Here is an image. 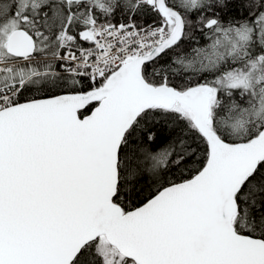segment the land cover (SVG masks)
I'll return each instance as SVG.
<instances>
[{
	"label": "snow or ice",
	"instance_id": "snow-or-ice-1",
	"mask_svg": "<svg viewBox=\"0 0 264 264\" xmlns=\"http://www.w3.org/2000/svg\"><path fill=\"white\" fill-rule=\"evenodd\" d=\"M0 264H264V0H0Z\"/></svg>",
	"mask_w": 264,
	"mask_h": 264
}]
</instances>
